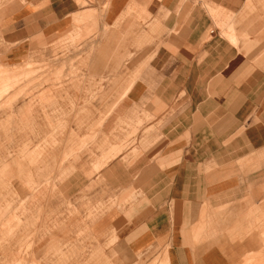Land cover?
<instances>
[{
    "label": "rangeland",
    "instance_id": "374dc122",
    "mask_svg": "<svg viewBox=\"0 0 264 264\" xmlns=\"http://www.w3.org/2000/svg\"><path fill=\"white\" fill-rule=\"evenodd\" d=\"M160 1L124 0L123 19H135L121 22L108 14L113 0H102V23L91 29L98 36L102 30V38L94 40L102 41L109 58H102L98 73L88 69L92 53L72 52L88 38L74 33L71 23L56 38L39 31L26 37L20 21L0 16V264H121L122 256L129 264H165L169 259V232H155L158 240L143 245L129 229H121L150 205L151 216L162 210L156 202L163 199L151 196L162 191V184L148 188L138 181L146 167L137 163L148 150L146 126L153 120L161 124L154 116L164 104L131 100L133 90L154 92L145 78L147 55L137 50H145L148 41L152 45L162 40L164 22L151 20L147 8ZM7 5L8 0H0L1 13ZM247 13L258 10L251 5ZM226 14L216 15L207 38L217 32L227 39L230 31L235 34L230 41L237 45L243 23ZM82 22L75 19V29ZM13 24L8 35L7 26ZM117 30V38L107 37ZM42 49L56 52L57 60L44 65L36 52ZM117 63L126 69L120 85L109 92L113 70L106 67ZM32 151L40 156L34 159L37 164L29 165ZM157 168L163 172L162 166ZM16 185L24 192L14 190ZM225 211L219 214L220 226L227 222ZM210 218L204 206L193 230L199 242L211 240ZM251 224L252 241L260 245L252 246L246 260L237 264H264V214L252 213ZM64 228L66 236H52ZM147 232L144 228L139 233ZM214 237L235 241L227 229L215 230Z\"/></svg>",
    "mask_w": 264,
    "mask_h": 264
},
{
    "label": "crops",
    "instance_id": "0c3cea01",
    "mask_svg": "<svg viewBox=\"0 0 264 264\" xmlns=\"http://www.w3.org/2000/svg\"><path fill=\"white\" fill-rule=\"evenodd\" d=\"M84 1L86 6L75 0H8L5 14L0 12V16H12L7 22L20 21L26 37L39 31L44 37L56 38L65 23H71L74 33L88 38L78 42L72 52L92 53L88 69L98 73L102 58H109L103 54L109 51L102 50V41L94 40L102 38V30L99 36L93 30L95 23H102V0ZM155 4L148 3L147 8L151 20L164 22L162 40L152 45L148 41L145 50H137L147 55L145 78L155 88L147 94L133 90L131 100L164 104L154 116L162 119L161 124L153 120L146 126L148 150L137 163L146 167L138 181L148 188L162 184V191L151 195L163 199L156 202L162 210L151 216L150 205L121 229H129L131 236L136 235L134 240L145 241L143 245L158 240L155 232H169L165 264H237L246 260L252 246L260 245L252 241L251 215L257 211L264 214V0H205L207 8L204 0H161ZM112 5L108 14L115 21L135 19H123L120 6L124 0H113ZM251 5L258 13H247ZM220 11L243 23L237 30V38L242 39L237 45L231 43L235 34L230 31L227 39L217 32L207 38ZM82 18L83 24L75 29L73 22ZM14 29V24L8 25L6 33L12 35ZM107 37L117 38L118 30ZM36 52L44 65L57 60L54 51ZM110 65L106 70L113 72L107 84L112 92L120 85L126 67ZM174 103L178 106L172 109ZM146 112L152 115L151 110ZM36 156L40 154L30 153L29 165L38 163ZM14 190L24 192L21 185ZM204 206L211 215L209 242H199L193 234ZM224 209L227 222L220 226L219 214ZM144 228L148 232L139 233ZM220 229L229 230L235 241L215 239L214 232ZM67 233L64 228L52 236ZM129 261L120 258L121 264Z\"/></svg>",
    "mask_w": 264,
    "mask_h": 264
}]
</instances>
